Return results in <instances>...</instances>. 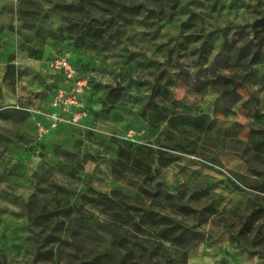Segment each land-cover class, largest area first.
Instances as JSON below:
<instances>
[{
	"label": "rangeland",
	"instance_id": "374dc122",
	"mask_svg": "<svg viewBox=\"0 0 264 264\" xmlns=\"http://www.w3.org/2000/svg\"><path fill=\"white\" fill-rule=\"evenodd\" d=\"M63 52L86 114L40 136ZM252 135L264 0H0V264H264Z\"/></svg>",
	"mask_w": 264,
	"mask_h": 264
},
{
	"label": "built area",
	"instance_id": "2783aa9c",
	"mask_svg": "<svg viewBox=\"0 0 264 264\" xmlns=\"http://www.w3.org/2000/svg\"><path fill=\"white\" fill-rule=\"evenodd\" d=\"M51 66L56 70L64 71L70 85L69 87L61 88L57 92L53 105L58 110L50 115L49 125L47 126L42 122L38 123L40 136L46 134L52 127L57 126L61 122H78L86 114L81 94L88 87L87 78L72 63L69 52L58 54L51 60ZM62 110L68 111L69 117H64Z\"/></svg>",
	"mask_w": 264,
	"mask_h": 264
},
{
	"label": "trees",
	"instance_id": "16d2710c",
	"mask_svg": "<svg viewBox=\"0 0 264 264\" xmlns=\"http://www.w3.org/2000/svg\"><path fill=\"white\" fill-rule=\"evenodd\" d=\"M78 69L80 70V68H78ZM220 78L227 79V78H225L222 75H220ZM113 91L114 92L116 91V93L113 94V92H112V94H111L112 97L110 98V101L111 102H116L120 98V92H118L119 88H114ZM222 91L223 92H228L229 88L228 87H224ZM152 97H153V94H152L151 98ZM163 118L167 119L168 122H170V123L174 122L176 119L180 118V119H183V120H185V121H187V122L191 123L192 125H194L196 127H199V128L203 127V125H205V122L207 121V118L203 117L202 115L194 116L192 114H181V113H178V111H176V110H172L171 112L165 113L163 115ZM251 144H252V147L256 151H264V139L260 140V138H256L255 136L252 135L251 136ZM126 158L127 159H131V156L129 154H126ZM111 200H112V198H111ZM261 217H264V205H261V206H258L256 208H254L253 214L247 217L246 225L248 226L247 227L248 230L251 228L252 223L256 219H259ZM46 219H50V216H47ZM173 233H174V229L170 230V232L167 234V237L170 236ZM182 234H184V233H182ZM179 236H180V234L177 235V237H179ZM120 264H140V263L135 261V260H131L129 262H127L126 260H123V261H121Z\"/></svg>",
	"mask_w": 264,
	"mask_h": 264
}]
</instances>
